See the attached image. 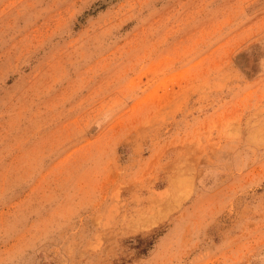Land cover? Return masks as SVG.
<instances>
[{
    "label": "rangeland",
    "instance_id": "374dc122",
    "mask_svg": "<svg viewBox=\"0 0 264 264\" xmlns=\"http://www.w3.org/2000/svg\"><path fill=\"white\" fill-rule=\"evenodd\" d=\"M0 264H264V0H0Z\"/></svg>",
    "mask_w": 264,
    "mask_h": 264
}]
</instances>
